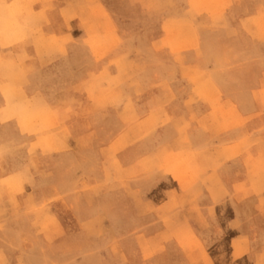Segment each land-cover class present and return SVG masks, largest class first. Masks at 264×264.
Wrapping results in <instances>:
<instances>
[{"label": "rangeland", "instance_id": "1", "mask_svg": "<svg viewBox=\"0 0 264 264\" xmlns=\"http://www.w3.org/2000/svg\"><path fill=\"white\" fill-rule=\"evenodd\" d=\"M113 1L110 18L102 0H77L76 14L65 8L67 32L78 15L83 36L64 37L59 117L15 95L18 130L0 131V140L16 135L12 146L0 145V264H264V254L248 246L247 229L218 243L237 230L228 221L243 219L233 204L256 232L264 212L253 210L247 192L235 199L222 190L217 174L249 169L263 207L264 164L221 167L210 162L216 148L198 153L192 146L221 142L229 129L221 120L230 105L219 95H242L247 104L249 95H264V0ZM24 8L0 0L3 45ZM93 60L112 71L89 83ZM10 93L3 84L2 94ZM185 95L190 109L213 108L212 125L203 127L210 140H198L195 114H173ZM251 134L226 158L243 156Z\"/></svg>", "mask_w": 264, "mask_h": 264}, {"label": "crops", "instance_id": "2", "mask_svg": "<svg viewBox=\"0 0 264 264\" xmlns=\"http://www.w3.org/2000/svg\"><path fill=\"white\" fill-rule=\"evenodd\" d=\"M76 1L77 0H1V2H5L9 5L15 4L25 6L23 15L17 16L13 20L14 26H12L7 33V45L2 44L3 38L0 37V131L3 133H15V131L18 130L14 108L16 103L15 95H19L28 103L35 102L39 104L41 111L45 112V114L51 112L57 117L61 115L58 109L57 95H59L58 84L64 74V37L65 34H71L73 38L77 37V39H79L81 35L83 36L80 32V17L78 15H73L70 33L69 31L67 32L65 26V8L71 4L72 11L76 14L74 5ZM112 2L114 1L102 0L105 12H107V5H111ZM140 2V0L136 1L137 4H141ZM236 2V0H229L231 4ZM107 15L109 16L108 12ZM106 47H108V45L105 44V48ZM87 49L92 54L91 47L88 46ZM189 65H191V63H189ZM73 66L75 65H72V68ZM86 66L88 67L86 73L89 83L91 82V76H96L103 72L104 68L112 71L110 65L97 66L95 60L88 63ZM172 66H166L167 75L165 78L163 77L166 81H169L168 76L171 69L175 68L174 64ZM191 67L192 66H184L183 68L187 70ZM3 84L9 85L11 88V95L2 94ZM219 96L221 97L222 104L230 105V107L225 110V119H222L226 121L221 120V122H224L221 124L229 126V129L216 139L221 142L216 144L213 143L208 146V143L205 144L204 142L195 141V143H192V146L195 147L198 153L209 150L210 148H216L218 150V152H216L217 156H215L216 159H212L210 162L220 163L222 165L221 167H224L225 164L230 162L264 164V134L254 133L258 128L264 127V95H249V104L243 102L242 95ZM157 97L161 99L162 95H158ZM190 99L191 95H185L183 103L181 105L179 103L182 110L178 112L174 111L173 114L180 115L182 113L186 117H191L195 114L199 119L198 127L195 129H199L202 135L198 137V140H204L206 137L210 140V135L203 134V127L206 129L212 125L209 117L213 114V108L208 107L207 104L204 103L199 104L194 107V109H190L187 106ZM6 105H8V109ZM32 112V109H24L25 115H30ZM238 122H243L242 129L236 128V123ZM244 133L247 135L252 133L248 140L252 145H249L248 151L242 153L243 156L235 155L233 158H226L231 154L237 153L242 147L241 137ZM15 137L16 135L9 137L8 134L6 138L0 140V145L5 146L6 144L8 147L12 146L11 139H15ZM18 137L21 139L20 136ZM22 139L25 144V160H28L30 159L31 153L29 151L32 143L27 135ZM213 145L215 146L213 147ZM199 159H201V157H198L196 160L198 163L203 162L199 161ZM205 162L208 161L205 160ZM10 168L11 164H8L7 173L11 174L16 172L15 170L11 171ZM217 174L221 182L222 190H225L226 193H229V195L235 199L242 196V192H247L249 197L246 200L251 203V206L254 208L253 210L259 212L263 209L264 212V205L261 207L257 203L256 195L253 191V183L256 178L249 169L247 171L243 170L241 173H237L234 170L230 175L220 170ZM3 177L5 176H1L0 174V178ZM243 200L245 199H240L238 202ZM233 205L236 206V204ZM235 206L230 208L234 217L236 218L239 216V219H241V217L243 219H232L228 221L227 223L232 224L231 226H234L237 230L232 231V235H222L218 243L231 242L233 239H238L237 236L243 238L245 229H247V243L252 253L264 254V223L261 225L263 229L256 232L255 229L260 227H257V224L248 218L245 219L244 216L246 213L244 211L240 212L239 209V211H237ZM240 228L243 229L242 233L238 230Z\"/></svg>", "mask_w": 264, "mask_h": 264}]
</instances>
